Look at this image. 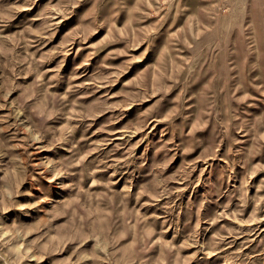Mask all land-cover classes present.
<instances>
[{
  "label": "rangeland",
  "instance_id": "rangeland-1",
  "mask_svg": "<svg viewBox=\"0 0 264 264\" xmlns=\"http://www.w3.org/2000/svg\"><path fill=\"white\" fill-rule=\"evenodd\" d=\"M0 264H264V0H0Z\"/></svg>",
  "mask_w": 264,
  "mask_h": 264
}]
</instances>
